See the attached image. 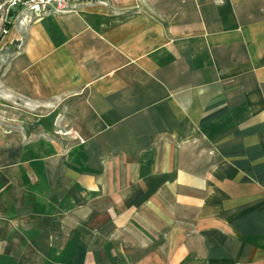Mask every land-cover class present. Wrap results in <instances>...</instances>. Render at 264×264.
<instances>
[{
  "label": "crops",
  "instance_id": "1",
  "mask_svg": "<svg viewBox=\"0 0 264 264\" xmlns=\"http://www.w3.org/2000/svg\"><path fill=\"white\" fill-rule=\"evenodd\" d=\"M67 3L9 79L65 98L103 173L10 176L9 139L0 264H264V0Z\"/></svg>",
  "mask_w": 264,
  "mask_h": 264
},
{
  "label": "rangeland",
  "instance_id": "2",
  "mask_svg": "<svg viewBox=\"0 0 264 264\" xmlns=\"http://www.w3.org/2000/svg\"><path fill=\"white\" fill-rule=\"evenodd\" d=\"M8 1L0 3V41L3 36H13L10 43L0 42V168L7 160L4 147L10 139L16 147L15 173L10 176L44 177L47 169V175L56 178H86L81 188L87 191L91 177L103 173L100 166L104 161L98 156L104 154L89 158L87 139L74 127L65 98H56L55 94L29 96L10 81L9 67L19 66L24 60V36L30 26L46 15L39 17L22 13L19 8L9 9ZM5 24L8 29L4 28ZM9 169L3 167L7 173ZM48 203L53 205L51 201ZM112 219L113 222L125 220L118 216Z\"/></svg>",
  "mask_w": 264,
  "mask_h": 264
},
{
  "label": "built area",
  "instance_id": "3",
  "mask_svg": "<svg viewBox=\"0 0 264 264\" xmlns=\"http://www.w3.org/2000/svg\"><path fill=\"white\" fill-rule=\"evenodd\" d=\"M9 9L19 8L22 13L33 16L62 14L67 12V0H9Z\"/></svg>",
  "mask_w": 264,
  "mask_h": 264
},
{
  "label": "trees",
  "instance_id": "4",
  "mask_svg": "<svg viewBox=\"0 0 264 264\" xmlns=\"http://www.w3.org/2000/svg\"><path fill=\"white\" fill-rule=\"evenodd\" d=\"M4 28L8 29L7 24L4 25Z\"/></svg>",
  "mask_w": 264,
  "mask_h": 264
}]
</instances>
